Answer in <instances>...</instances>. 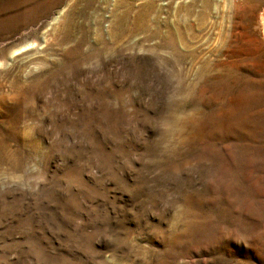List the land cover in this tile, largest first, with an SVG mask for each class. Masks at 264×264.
I'll use <instances>...</instances> for the list:
<instances>
[{"label":"rangeland","instance_id":"rangeland-1","mask_svg":"<svg viewBox=\"0 0 264 264\" xmlns=\"http://www.w3.org/2000/svg\"><path fill=\"white\" fill-rule=\"evenodd\" d=\"M264 0H0V264H264Z\"/></svg>","mask_w":264,"mask_h":264},{"label":"bare ground","instance_id":"bare-ground-1","mask_svg":"<svg viewBox=\"0 0 264 264\" xmlns=\"http://www.w3.org/2000/svg\"><path fill=\"white\" fill-rule=\"evenodd\" d=\"M259 34L263 36L264 38V18L263 21L261 22V27L259 29Z\"/></svg>","mask_w":264,"mask_h":264}]
</instances>
